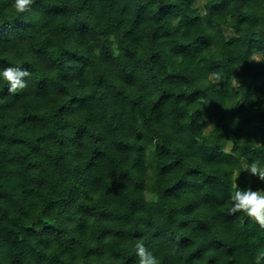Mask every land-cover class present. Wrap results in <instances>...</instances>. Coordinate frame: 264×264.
I'll return each mask as SVG.
<instances>
[{
  "label": "trees",
  "instance_id": "obj_1",
  "mask_svg": "<svg viewBox=\"0 0 264 264\" xmlns=\"http://www.w3.org/2000/svg\"><path fill=\"white\" fill-rule=\"evenodd\" d=\"M198 1L0 0V264H256L264 0Z\"/></svg>",
  "mask_w": 264,
  "mask_h": 264
},
{
  "label": "clouds",
  "instance_id": "obj_2",
  "mask_svg": "<svg viewBox=\"0 0 264 264\" xmlns=\"http://www.w3.org/2000/svg\"><path fill=\"white\" fill-rule=\"evenodd\" d=\"M34 0H14L12 7L17 13L30 11ZM0 76L8 83V91L11 94L23 91L27 88L26 77H30L28 70H21L19 67H7L0 71ZM219 80V74H216ZM252 175L258 176L264 181V164L259 159L253 160L250 164L245 165V169ZM232 206L229 208V215L237 212H243L247 217L256 222L261 230H264V193L261 191L236 190L231 196ZM138 264H159L156 257L149 252L141 242L135 245ZM264 259V252H261L256 258V264H261Z\"/></svg>",
  "mask_w": 264,
  "mask_h": 264
},
{
  "label": "rangeland",
  "instance_id": "obj_3",
  "mask_svg": "<svg viewBox=\"0 0 264 264\" xmlns=\"http://www.w3.org/2000/svg\"><path fill=\"white\" fill-rule=\"evenodd\" d=\"M202 3H203V0H199V1H198V4H199V5H202Z\"/></svg>",
  "mask_w": 264,
  "mask_h": 264
}]
</instances>
